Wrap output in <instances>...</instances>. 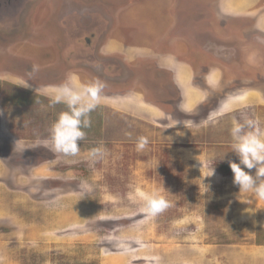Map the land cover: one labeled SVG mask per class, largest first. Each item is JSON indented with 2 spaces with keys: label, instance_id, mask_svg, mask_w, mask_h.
Masks as SVG:
<instances>
[{
  "label": "rangeland",
  "instance_id": "1",
  "mask_svg": "<svg viewBox=\"0 0 264 264\" xmlns=\"http://www.w3.org/2000/svg\"><path fill=\"white\" fill-rule=\"evenodd\" d=\"M70 74L105 87L65 157L36 141ZM234 118L264 128V0H0V264H264Z\"/></svg>",
  "mask_w": 264,
  "mask_h": 264
},
{
  "label": "clouds",
  "instance_id": "2",
  "mask_svg": "<svg viewBox=\"0 0 264 264\" xmlns=\"http://www.w3.org/2000/svg\"><path fill=\"white\" fill-rule=\"evenodd\" d=\"M38 71L39 66L33 65L29 75ZM77 79L74 74H70L67 81L57 87L50 103H64L68 111L59 114L49 129V136L46 139L36 141L37 145L43 144L50 147L51 151L65 157L78 155L80 151L78 142L86 135L83 129L91 127L89 113L96 108L100 93L105 87V84L99 80L80 84L77 83ZM230 134L232 152L239 158V163L229 161V167L234 174L233 183L239 186L241 192H252L256 198L264 199V128L259 126L257 120L248 118L240 122L234 118ZM147 143V138L139 137L137 151L143 150ZM103 155L102 148L89 150V156L92 158ZM245 168L256 169L255 177L246 172ZM166 207L164 198L153 193L145 198L143 210L155 215Z\"/></svg>",
  "mask_w": 264,
  "mask_h": 264
},
{
  "label": "crops",
  "instance_id": "3",
  "mask_svg": "<svg viewBox=\"0 0 264 264\" xmlns=\"http://www.w3.org/2000/svg\"><path fill=\"white\" fill-rule=\"evenodd\" d=\"M102 46V53H103V56H105L106 58L108 57V58H113V57H115V55H116V52H117V49L120 47L121 48V46H120V42H118L117 40H114V39H111V40H107L106 42H103V44L101 45ZM101 46H100V48H101ZM142 47H145V46H134L133 48H135L136 50H140V49H142ZM99 48V49H100ZM106 54H108V55H106ZM168 57H174L175 58V56L174 55H172V56H168ZM173 62H174V60L173 59H171ZM189 91H191V93L193 94V95H197L196 96V98H199V97H201V95H199V93H196V92H193L191 89H189V88H187Z\"/></svg>",
  "mask_w": 264,
  "mask_h": 264
}]
</instances>
